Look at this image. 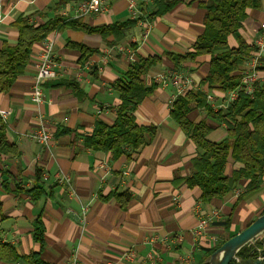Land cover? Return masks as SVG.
Here are the masks:
<instances>
[{
  "label": "crops",
  "instance_id": "crops-1",
  "mask_svg": "<svg viewBox=\"0 0 264 264\" xmlns=\"http://www.w3.org/2000/svg\"><path fill=\"white\" fill-rule=\"evenodd\" d=\"M81 1L0 0V48L17 43L18 19H27L35 27L58 16L79 19L75 13ZM158 1L150 13L158 9ZM167 1L176 5L152 20L147 41L135 22L117 40L113 34L105 37L70 26L50 33L46 38L54 41L53 57L63 73L43 87L41 105L32 102L31 94L36 74L33 60L43 51V40L34 44L25 74L8 93L0 94V108L12 110L4 122L0 120V127L2 122L9 144L16 149L0 154V264H68L75 253L80 264H184L187 255L189 264H199L214 245L213 238L217 243L226 241L264 213V176L256 192L244 194L247 181L242 180L235 188L240 195L234 190L209 202L202 201L198 187L185 183L199 151L171 116L172 86H158L134 113L140 126H154L157 132L133 158L112 160L109 153L84 146L97 120L115 122L121 101L113 85L132 66L119 47L136 50V61L156 59L144 76L148 87L156 84L154 76L181 68L197 85L192 90L207 92L201 81L209 73L210 56L183 61L181 66L170 56L193 51L204 32L205 9L200 3L207 0ZM108 3V11L81 18L83 22L92 28L132 22L126 0ZM263 20L261 0L259 9L248 11L240 31L250 47ZM228 43L238 46L233 36ZM261 77L264 83V71ZM216 94L221 102L223 92ZM41 118L52 134L48 146L30 138ZM189 118L196 123L206 119L213 142L226 136L227 126L207 118L204 109H194ZM242 167L229 165L227 173ZM60 175H69V184L58 182ZM40 187L37 200L26 193ZM84 207H88L85 213ZM211 216L207 234L197 239L192 231L198 219ZM38 220L44 228L43 242L34 238ZM128 251L133 253V263L126 258Z\"/></svg>",
  "mask_w": 264,
  "mask_h": 264
},
{
  "label": "trees",
  "instance_id": "trees-1",
  "mask_svg": "<svg viewBox=\"0 0 264 264\" xmlns=\"http://www.w3.org/2000/svg\"><path fill=\"white\" fill-rule=\"evenodd\" d=\"M175 5L174 1L160 0L157 2L158 9L154 8L148 17L154 20L158 14L171 10ZM200 5L205 9L203 34L199 36L192 52L184 56H170L176 66H181L186 60L194 61L201 56H210L209 73L201 84L211 91L234 90L241 83L243 67L253 51V47L241 38L240 31L248 11L259 9L261 0H207ZM132 23L134 24V21L92 28L81 18L58 16L35 27L27 19H18L15 23L19 30L17 43L14 46L4 43L0 48V94L8 93L16 80L25 74L32 63L34 44L45 39L53 31L70 26L88 33H100L105 37L113 34L117 40ZM231 36L238 41L237 47H230L228 40ZM137 61L129 68L124 78L113 85L121 101L115 122L109 125L97 120L93 133L84 138L86 148L109 153L112 160L123 156L133 158L151 144L156 136V127L140 126L134 116L141 103L159 86L154 83L148 87L144 81V76L156 63V59L141 58ZM194 109H204L207 118L224 123L227 126L226 136L220 141H211L209 135L212 128L207 120L198 123L190 120L189 114ZM171 116L199 151L192 161V175L185 179V183L191 188L198 187L201 190L202 201L225 198L242 180L247 181L244 194L260 189L264 176V83H257L253 98L241 95L226 110L217 112L208 106L205 93L190 90L175 100ZM9 152L15 153L16 149L9 144L5 126L1 122L0 154ZM235 163H240L243 167L228 174V166ZM26 193L37 200L42 194V187L30 189ZM122 195H118V198ZM34 238L39 242L44 240V228L39 220L36 222ZM224 242L225 240L207 249L204 260L199 264L206 261ZM255 242L245 246L238 253L240 263L234 260L231 264L254 262L261 248L264 254V236ZM258 243L260 247L257 246ZM35 257L37 258V255L31 258Z\"/></svg>",
  "mask_w": 264,
  "mask_h": 264
},
{
  "label": "built area",
  "instance_id": "built-area-1",
  "mask_svg": "<svg viewBox=\"0 0 264 264\" xmlns=\"http://www.w3.org/2000/svg\"><path fill=\"white\" fill-rule=\"evenodd\" d=\"M128 3V11L130 14V20L134 21L142 29V38L144 41H147L150 37V33L153 26V21L149 19L148 15L150 14V8L153 7L155 0H126ZM109 9L108 0H84L81 1L76 9L75 16L77 18L89 17L95 14H101ZM1 22V19H0ZM43 51L33 60V65L36 69V74L33 80L31 100L36 105H41L44 101V89L43 87L59 78L63 73L61 66L56 63L53 57L54 41L45 38L43 39ZM253 51L246 61L243 70H242V79L240 85L231 91L223 92L221 97V102H218L216 97V91H211L207 89L206 100L208 106L214 111L226 110L233 102L240 98L241 95L248 96L253 98L255 87L257 83L262 80V68H264V20L261 22L260 29L253 36L252 43ZM119 52L125 54L128 58L130 65L136 63V50L131 46L128 47H119ZM153 81L156 82L162 89L172 86L175 90L171 103H174L175 100L182 95H185L188 91L194 89V81L191 77L183 72L181 68L166 70L153 77ZM12 114L11 109L0 108V120L5 121ZM30 138L36 143L48 146L52 138V134L45 125V121L41 118L39 122V127L35 133L30 135ZM57 181L60 183L69 184L70 177L69 175H60L57 178ZM235 190L236 195H240V190ZM88 207L83 208V213L87 211ZM217 217V214L213 215ZM210 221H212V216L209 219H198L195 227L193 228V234L195 237L201 238L205 236L208 228L210 227ZM213 246L217 245V239H212ZM262 249V248H261ZM126 258L131 263L133 260V253L128 251L125 253ZM151 258V256H149ZM184 264H189L191 262V256L187 255L182 258ZM19 264V263H16ZM68 264H80L79 255L75 253Z\"/></svg>",
  "mask_w": 264,
  "mask_h": 264
},
{
  "label": "water",
  "instance_id": "water-1",
  "mask_svg": "<svg viewBox=\"0 0 264 264\" xmlns=\"http://www.w3.org/2000/svg\"><path fill=\"white\" fill-rule=\"evenodd\" d=\"M264 236V213L257 217L245 229L227 239L209 258L202 264H231L236 260L238 253L248 245ZM263 249V248H262ZM259 249V255L254 262H245L241 264H264V254Z\"/></svg>",
  "mask_w": 264,
  "mask_h": 264
},
{
  "label": "rangeland",
  "instance_id": "rangeland-1",
  "mask_svg": "<svg viewBox=\"0 0 264 264\" xmlns=\"http://www.w3.org/2000/svg\"><path fill=\"white\" fill-rule=\"evenodd\" d=\"M259 240V239H258ZM258 247H260L261 245H259V243L257 244Z\"/></svg>",
  "mask_w": 264,
  "mask_h": 264
}]
</instances>
